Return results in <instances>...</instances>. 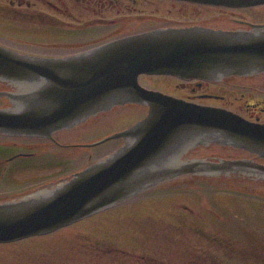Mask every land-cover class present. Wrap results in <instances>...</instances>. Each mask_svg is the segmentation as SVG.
<instances>
[{
    "label": "flooded vegetation",
    "instance_id": "flooded-vegetation-1",
    "mask_svg": "<svg viewBox=\"0 0 264 264\" xmlns=\"http://www.w3.org/2000/svg\"><path fill=\"white\" fill-rule=\"evenodd\" d=\"M253 26H264V0H0V36L4 39L0 46L19 53L40 52L22 54L44 58L70 57L159 30L230 32L252 30ZM156 77L179 81L164 94L264 123V73L218 81L141 75L139 82L152 90L142 79ZM17 91L0 81V93ZM10 105L7 97H0V108ZM132 108L144 112L139 121L148 115L145 106H116L50 137L0 132V203L52 189L70 179L78 171L71 168L75 162L69 156L72 152L80 153L78 162L85 160L79 170L97 162L96 157L102 155L97 153L99 146H83L114 134L97 137L103 127ZM112 141H117L114 150L123 144L121 140L105 144ZM215 147L224 148L196 147L185 159L251 160L264 165L257 156L229 148L224 149L239 157L214 158ZM200 178H242L252 180L261 193L264 188V179L250 174H191L136 197L165 190L160 187L168 183ZM248 197L263 200L261 195L244 193L239 199L223 197L212 205L126 201L50 234L0 244V264H264V208L249 203Z\"/></svg>",
    "mask_w": 264,
    "mask_h": 264
},
{
    "label": "water",
    "instance_id": "water-1",
    "mask_svg": "<svg viewBox=\"0 0 264 264\" xmlns=\"http://www.w3.org/2000/svg\"><path fill=\"white\" fill-rule=\"evenodd\" d=\"M252 28L159 30L65 58L30 56L0 46V81L18 88L0 93L11 104L0 108V132L50 137L116 106L148 108L142 121L103 140L124 142L109 157L52 189L0 203V244L52 233L191 174L264 179V165L251 160L185 159L196 147L216 145L264 160V123L139 83L141 75L218 81L264 73V26ZM229 181L244 184L242 178Z\"/></svg>",
    "mask_w": 264,
    "mask_h": 264
},
{
    "label": "rangeland",
    "instance_id": "rangeland-1",
    "mask_svg": "<svg viewBox=\"0 0 264 264\" xmlns=\"http://www.w3.org/2000/svg\"><path fill=\"white\" fill-rule=\"evenodd\" d=\"M11 40L13 38H10ZM2 36H0V42H3ZM7 42V40H5ZM22 53L31 54V55H40V52H30L25 51ZM142 83L152 88V90L160 91L162 93H168L167 91L174 90V86L176 83H179L176 79H163V78H143ZM167 90V91H165ZM259 99V98H258ZM231 101H234L232 99ZM239 105L238 103L236 104ZM263 107V106H262ZM144 112H139L137 109H126L122 114L120 120L114 121L111 126L103 127L99 132L98 138L108 136L111 133L118 132L120 129H123L127 126H131L141 119ZM119 141V140H118ZM113 143L102 145L98 147L97 153L102 155H98L96 159L103 158L110 152H112L117 147H112L117 141H112ZM112 147V148H111ZM79 152L69 154L73 160H75L72 165V170H75L79 165H83L85 160L78 162L82 158L79 155ZM214 158H235L239 157L238 155L232 151L214 148V152H212ZM94 159V160H96ZM252 180H245L243 183H233L224 179H196L185 180L183 182L170 183L164 186H161V189H165L162 191L150 192L145 195L136 197L133 200H130V203H145V204H178V205H195V204H216L218 199L225 198L228 196L235 197L236 199L240 198V194L244 193H253L256 195H261L263 200L254 199L250 200L249 197L246 198L249 203H256L258 205H262L264 208V188L262 193L256 190L255 184ZM264 187V186H263ZM255 198V197H253ZM236 203V202H235ZM226 204V202H224ZM264 219V217H262ZM217 231L219 229L217 228ZM221 234V233H220Z\"/></svg>",
    "mask_w": 264,
    "mask_h": 264
},
{
    "label": "bare ground",
    "instance_id": "bare-ground-1",
    "mask_svg": "<svg viewBox=\"0 0 264 264\" xmlns=\"http://www.w3.org/2000/svg\"><path fill=\"white\" fill-rule=\"evenodd\" d=\"M140 122V121H139ZM138 123V122H137ZM137 123H134L133 125H131L129 128H131L132 126H134L135 124H137ZM128 128V129H129ZM108 137H110V136H108ZM107 137V138H108ZM107 138H105V139H107ZM105 139H103V140H105ZM94 140H95V142H92L91 141V143H89L88 145H84L83 147H95V146H102V145H104L105 144V142H103V140H101V139H95L94 138ZM109 141V140H108ZM117 150H114V151H112V152H110L109 154H107L106 156H104L103 158H101V159H98L99 161L100 160H102V159H104V158H107V157H109L110 155H112L113 153H115ZM98 162V161H97ZM85 169V168H84ZM84 169H82V170H84ZM75 170H78V171H76V173H78V172H81L82 170H79V167L78 168H76ZM75 173V174H76Z\"/></svg>",
    "mask_w": 264,
    "mask_h": 264
}]
</instances>
